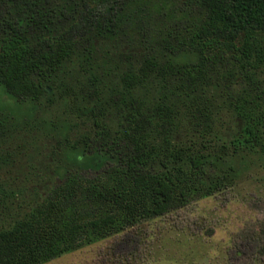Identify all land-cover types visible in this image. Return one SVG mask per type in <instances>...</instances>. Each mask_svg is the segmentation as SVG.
<instances>
[{"label":"trees","instance_id":"1","mask_svg":"<svg viewBox=\"0 0 264 264\" xmlns=\"http://www.w3.org/2000/svg\"><path fill=\"white\" fill-rule=\"evenodd\" d=\"M176 1L0 0V88L33 104L22 123L0 103V264H40L231 188L242 146L264 158V0ZM137 27L154 49L99 64L95 39ZM225 113L243 128L220 142ZM28 128L61 152L40 200L13 213L26 187L7 178L12 147Z\"/></svg>","mask_w":264,"mask_h":264},{"label":"rangeland","instance_id":"2","mask_svg":"<svg viewBox=\"0 0 264 264\" xmlns=\"http://www.w3.org/2000/svg\"><path fill=\"white\" fill-rule=\"evenodd\" d=\"M166 4L172 13L178 6L176 0H167ZM154 22L156 26L167 25L166 19ZM150 30L154 33L159 28ZM145 35L147 38L143 39ZM159 38L151 39L146 30L137 27L126 31L125 35L103 41L95 39L93 45L99 64L116 66L114 57L130 56L133 50L148 52L155 48ZM113 41H119L120 46L116 48ZM106 52L110 54L109 60H106ZM1 101L2 107L13 111L22 123L33 106L14 102L0 88ZM63 109L59 100L57 111ZM41 115L40 118L49 121L52 112L44 110ZM242 128L240 119L231 113L223 114L216 129L219 141L239 137ZM27 130L20 132L12 147L16 157L7 178L11 176L18 185L26 187L15 199L6 202L7 210L13 213L25 211L40 200L34 190L45 192L50 186L51 172L58 165L56 159L61 152L53 136L45 137L41 131ZM239 156L229 158L226 163L233 168L235 183L231 188L212 196H197L182 209L125 227L109 237L94 239L40 264H257L254 251L264 224V158L244 146ZM2 219L1 225L10 221L8 217Z\"/></svg>","mask_w":264,"mask_h":264}]
</instances>
